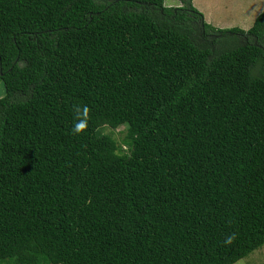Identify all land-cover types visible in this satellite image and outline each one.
<instances>
[{"label":"trees","instance_id":"trees-1","mask_svg":"<svg viewBox=\"0 0 264 264\" xmlns=\"http://www.w3.org/2000/svg\"><path fill=\"white\" fill-rule=\"evenodd\" d=\"M177 1L0 0V264L264 245V10L220 29Z\"/></svg>","mask_w":264,"mask_h":264},{"label":"rangeland","instance_id":"rangeland-1","mask_svg":"<svg viewBox=\"0 0 264 264\" xmlns=\"http://www.w3.org/2000/svg\"><path fill=\"white\" fill-rule=\"evenodd\" d=\"M192 4L200 13L205 15L209 24L216 28L227 29L229 26L244 27L248 30L254 19L264 10V0H192ZM177 0H164V6H178ZM228 21V23H227ZM5 94V89L0 80V98ZM123 127L112 131L118 139L123 132ZM109 131V130H107ZM123 149H125L123 147ZM234 264H264V245L251 252L245 258Z\"/></svg>","mask_w":264,"mask_h":264},{"label":"crops","instance_id":"crops-1","mask_svg":"<svg viewBox=\"0 0 264 264\" xmlns=\"http://www.w3.org/2000/svg\"><path fill=\"white\" fill-rule=\"evenodd\" d=\"M204 16H205V15H204ZM204 18H205V17H204ZM205 22H206V23H209V22L206 21V19H205ZM227 23H228V21H227ZM211 25H212V24H211ZM234 27L239 28V29H241V30H245L244 27H240V26H229V28H227V29L234 28Z\"/></svg>","mask_w":264,"mask_h":264}]
</instances>
